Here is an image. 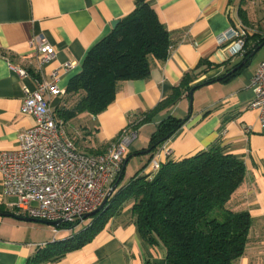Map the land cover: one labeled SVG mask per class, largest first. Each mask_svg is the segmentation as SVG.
Listing matches in <instances>:
<instances>
[{"label":"crops","instance_id":"1","mask_svg":"<svg viewBox=\"0 0 264 264\" xmlns=\"http://www.w3.org/2000/svg\"><path fill=\"white\" fill-rule=\"evenodd\" d=\"M137 1L0 0V152L17 148L18 133L35 124L33 116L23 114L20 106L25 93L35 89L36 79L56 78L65 93L88 51L111 32L112 21L133 11ZM146 1L169 32L172 45L168 57L154 62L145 78L120 82L114 101L97 115L82 113L63 122L55 111L64 94L50 97L52 110L64 134L86 153L102 150L129 120L147 115L149 119L139 125L124 155V159L128 157L123 171L126 180L130 177L125 169L133 156L141 160L135 172L142 167L145 171L155 154L162 163L178 161L206 150L220 139L225 152L242 159L246 170L240 187V208L248 210L252 225L237 264H264V128L258 123L257 112L248 106L252 98L250 80L264 57L255 64L251 60L264 45L246 65L241 64L244 61L236 65L244 54L227 57L226 48L217 42L228 26L239 22L246 25L249 37L264 35V0ZM242 10L247 22L240 16ZM37 36L55 50L54 57L41 67L42 77L31 43ZM198 64L201 68L211 67L190 83L201 84L194 87L191 104L188 92L182 90L164 105L184 74ZM17 69L27 74L20 76ZM169 117L188 119L153 156L144 153L152 133ZM90 135L96 140H90L85 148L79 146V139L86 140ZM162 149L170 153L166 155ZM13 202L14 198L3 194L0 175V211L19 214L9 206ZM128 207L108 217L81 247L43 264H166L165 249L142 238L125 214ZM0 217V264H27L38 249L77 234L86 224L83 218L72 227L50 228L34 221Z\"/></svg>","mask_w":264,"mask_h":264},{"label":"trees","instance_id":"2","mask_svg":"<svg viewBox=\"0 0 264 264\" xmlns=\"http://www.w3.org/2000/svg\"><path fill=\"white\" fill-rule=\"evenodd\" d=\"M240 16L247 22L243 10ZM263 41L264 35L247 36L244 55L236 65L242 61L246 65L251 51ZM171 45L169 32L155 10L148 1L138 0L133 11L88 51L80 72L70 79L56 115L63 122L82 113L97 115L114 101L120 82L145 78L154 62L168 57ZM201 67L198 64L184 74L164 105L182 90L189 92L201 85L190 86L211 65ZM148 119L143 115L128 123L137 131ZM187 119L169 117L160 123L152 133L147 154L153 156ZM106 146L94 153L103 152ZM245 173L242 159L225 152L220 139L192 156L161 162L153 175L142 167L124 186L117 188L118 182L106 206L90 216L82 230L38 249L27 264L53 262L81 247L108 217L120 214L128 206L125 214L136 224L142 238L165 249L166 264H237L252 225L248 210L240 208Z\"/></svg>","mask_w":264,"mask_h":264},{"label":"built area","instance_id":"3","mask_svg":"<svg viewBox=\"0 0 264 264\" xmlns=\"http://www.w3.org/2000/svg\"><path fill=\"white\" fill-rule=\"evenodd\" d=\"M249 30L237 23L228 26L217 38L218 45L226 48L227 57L243 53ZM37 56L38 75L41 67L54 55V47L43 37L31 41ZM72 63H69L70 67ZM20 76L25 70L17 69ZM252 98L249 108L258 115L264 128V60L258 65L249 84ZM64 94L56 78L36 79L35 89L27 91L20 111L31 115L35 124L18 133V147L0 152V175L3 194L14 198L9 206L24 217L73 224L86 213L96 209L117 180L124 155L137 131L128 123L117 138L101 153L79 150L63 131L50 103L51 96ZM166 155L169 149H162ZM163 151V152H164ZM159 154L151 159L144 171L155 174L160 169Z\"/></svg>","mask_w":264,"mask_h":264},{"label":"water","instance_id":"4","mask_svg":"<svg viewBox=\"0 0 264 264\" xmlns=\"http://www.w3.org/2000/svg\"><path fill=\"white\" fill-rule=\"evenodd\" d=\"M118 24V20H114L112 21L111 25L113 28H115V26ZM264 45V41L261 42L260 44H258V46L256 48H254L250 55L253 56L255 54V52L262 46ZM241 64H244V62H242ZM235 70V69H234ZM193 90L194 88L190 89L188 94H189V99H190V104H191V99H192V93H193ZM150 150L149 149H146L144 151V153H148ZM128 160V157L124 159L123 161V164H122V168H121V172L117 178V180L113 183V185L110 187L109 191L107 192L104 200L102 201V203L96 208L94 209L93 211L89 212V213H86L84 215L83 218H87V217H90V216H93L94 214H96L97 212L103 210V208L106 206L109 198L111 197V195L113 194V192L115 191L116 189V186L122 176V173L124 171V168H125V164ZM0 216H10V217H14V218H17V219H20V220H24V221H34V222H38V223H43V224H47V225H51V226H60L61 225V222L60 221H45V220H40V219H33V218H29V217H22V216H16L15 214H12V213H8V212H2L0 211Z\"/></svg>","mask_w":264,"mask_h":264},{"label":"rangeland","instance_id":"5","mask_svg":"<svg viewBox=\"0 0 264 264\" xmlns=\"http://www.w3.org/2000/svg\"><path fill=\"white\" fill-rule=\"evenodd\" d=\"M264 57V46H262L257 52L256 54L253 56L251 62L253 64H255L256 62H259L261 59H263ZM192 100H193V94H192ZM193 104V103H192ZM144 133V132H143ZM96 140V138H94L93 136H88L86 140L84 139H79V146H83L85 148V146L89 143L90 140ZM138 142V141H137ZM136 142V143H137ZM141 165V160L139 157L137 156H133L130 158L129 162H128V165L126 167V175L131 177L134 173H135V170L137 168H139V166ZM128 182V180L124 179V177L119 181V184H118V187L117 188H120L122 186H124L126 183ZM2 217H0L1 219ZM90 218L91 217H88L85 219L86 223H88L90 221ZM86 225V224H85ZM46 226V225H45ZM50 228L52 226H49ZM43 233V231H41ZM39 232V233H41Z\"/></svg>","mask_w":264,"mask_h":264}]
</instances>
